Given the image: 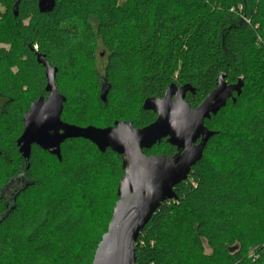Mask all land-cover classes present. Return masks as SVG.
Segmentation results:
<instances>
[{
	"label": "trees",
	"instance_id": "trees-1",
	"mask_svg": "<svg viewBox=\"0 0 264 264\" xmlns=\"http://www.w3.org/2000/svg\"><path fill=\"white\" fill-rule=\"evenodd\" d=\"M38 1L0 0V264H92L125 175L120 155L84 139L60 157L33 145L26 168L25 116L48 96L37 54L57 69L61 121L79 127L142 128L155 120L145 100L170 87L191 86L196 108L221 75L242 79L205 120L203 157L144 227L136 264H264V0H55L46 13Z\"/></svg>",
	"mask_w": 264,
	"mask_h": 264
},
{
	"label": "water",
	"instance_id": "water-1",
	"mask_svg": "<svg viewBox=\"0 0 264 264\" xmlns=\"http://www.w3.org/2000/svg\"><path fill=\"white\" fill-rule=\"evenodd\" d=\"M55 0H39L41 13L51 11ZM103 54V53H102ZM37 59L45 68L48 98L40 99L31 105L27 119L33 114L36 120L38 137L26 131L18 140L20 153L29 168L32 144L48 150L60 157V146L69 139H84L92 142L101 151L107 148L122 155L125 175L121 179L111 221L107 232L97 246L92 264H136V242L146 224L166 201L176 199L174 188L185 182L191 169L202 159L205 146L212 134L205 128V120L216 115L243 87L241 79L237 85H228L225 76L217 80L216 89L202 103L191 108L185 101L187 92L194 93L191 86L179 88L173 98L167 89L161 99H147L143 104L145 111L157 114L151 125L136 130L131 123H116L115 127L100 129L94 126L79 127L61 121L63 97L56 86L57 69L52 68L45 57L37 54ZM104 98V97H103ZM63 129L55 136L46 134L47 127ZM177 146L179 151L173 158H145L142 149L151 148L162 139ZM199 145H196L198 140Z\"/></svg>",
	"mask_w": 264,
	"mask_h": 264
},
{
	"label": "flooded vegetation",
	"instance_id": "flooded-vegetation-1",
	"mask_svg": "<svg viewBox=\"0 0 264 264\" xmlns=\"http://www.w3.org/2000/svg\"><path fill=\"white\" fill-rule=\"evenodd\" d=\"M37 49V48H36ZM36 55V53H35ZM36 57V56H35ZM101 58H105L104 54L101 53L100 55ZM37 59V57H36ZM51 66V65H50ZM44 67V66H43ZM52 67V66H51ZM53 68V67H52ZM44 74H45V69H44ZM56 78H57V73H56ZM46 85H47V80H46ZM46 85H45V91H46ZM56 86H57V81H56ZM58 88V87H57ZM100 89H101V96H102V100L104 102H106V99H107V95H108V85H107V81L103 78L102 80H100ZM172 94H173V98L179 93V88L174 86L173 89L171 90ZM188 93V92H187ZM186 93V94H187ZM186 96V95H185ZM104 97V98H103ZM48 98V96L45 98V100ZM192 108V107H191ZM30 112V111H29ZM152 112V111H151ZM154 113V112H152ZM29 114V113H28ZM155 115V120L154 122L156 121L157 119V114L154 113ZM120 123V122H118ZM27 131L30 133V134H33V138L34 137H38L37 133H36V128H37V125H36V120L33 119V114L27 119ZM26 124H25V128H24V132L26 131ZM115 124L116 122L113 123V125L109 126V127H96V128H100V129H106V128H112V127H115ZM70 125V124H69ZM132 125V124H131ZM149 126V125H148ZM133 127V126H132ZM147 127V126H145ZM145 127H142V128H139V127H133L134 129L136 130H139V129H143ZM63 133V129L59 128V127H56V128H51V127H47L46 128V134L47 135H50L51 137L52 136H55V135H59V134H62ZM24 134V133H23ZM169 139L168 138H164L162 139L160 142L156 143L155 145H153L151 148H144L142 149V154L145 158H161V157H168V158H173L177 153L181 152L183 153V150L181 149L179 151L178 147L177 146H173L171 143H169L168 141ZM68 141V140H66ZM201 142V140L199 139L197 142H196V145H199ZM64 143V142H63ZM62 143V144H63ZM61 144V145H62ZM33 145H37V144H32ZM32 146H31V149H32ZM38 146V145H37ZM61 148V146H60ZM163 151H161L162 149ZM166 149V150H165ZM52 154V153H51ZM120 157L122 158L123 160V156L120 155ZM124 167V166H123ZM19 181V180H18ZM26 183V178H20V182L18 183V186L16 187V189L13 190V192H11L9 195L8 194H4L5 190H7L8 188L4 189L3 191V194L5 196H13L14 192H17L16 190H18L19 188L23 187L24 184ZM11 186V185H9ZM16 194V193H15ZM7 196V197H8Z\"/></svg>",
	"mask_w": 264,
	"mask_h": 264
},
{
	"label": "rangeland",
	"instance_id": "rangeland-1",
	"mask_svg": "<svg viewBox=\"0 0 264 264\" xmlns=\"http://www.w3.org/2000/svg\"><path fill=\"white\" fill-rule=\"evenodd\" d=\"M103 66H104V63L98 62V69L102 70ZM84 68L85 69L83 70V73H82L83 77L87 81L88 85L91 87L93 82L91 80L89 65L87 67H84ZM12 70L14 73L17 72L16 67H13ZM59 86L65 92H69L70 90H72L71 82L66 80V79L61 80ZM103 180H105L104 182L108 183L106 186H108L111 189V187L113 186V181L108 176H106ZM17 186H18V183L13 182L12 185L9 186V188L7 190H5L4 194L9 195L11 192H13L14 189H16ZM117 189H118V187H117Z\"/></svg>",
	"mask_w": 264,
	"mask_h": 264
}]
</instances>
